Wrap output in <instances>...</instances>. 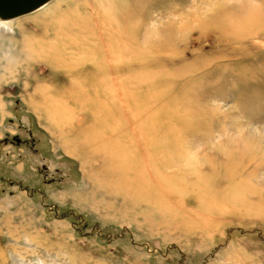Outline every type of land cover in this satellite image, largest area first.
I'll use <instances>...</instances> for the list:
<instances>
[{"label":"rangeland","instance_id":"obj_1","mask_svg":"<svg viewBox=\"0 0 264 264\" xmlns=\"http://www.w3.org/2000/svg\"><path fill=\"white\" fill-rule=\"evenodd\" d=\"M19 128L0 264H264V0L0 22V137Z\"/></svg>","mask_w":264,"mask_h":264},{"label":"water","instance_id":"obj_2","mask_svg":"<svg viewBox=\"0 0 264 264\" xmlns=\"http://www.w3.org/2000/svg\"><path fill=\"white\" fill-rule=\"evenodd\" d=\"M52 0H0V22H9L31 14Z\"/></svg>","mask_w":264,"mask_h":264},{"label":"flooded vegetation","instance_id":"obj_3","mask_svg":"<svg viewBox=\"0 0 264 264\" xmlns=\"http://www.w3.org/2000/svg\"><path fill=\"white\" fill-rule=\"evenodd\" d=\"M9 124L12 123L11 120L8 121ZM19 131H24L21 130L20 128L18 129ZM25 132V131H24ZM26 134V139H20L18 136V134H13L10 136V134L6 133L4 138L0 137V159H1V151L4 150L5 147H16V146H19V145H25L26 147V150L28 151L27 154H32V148H33V143L32 142V137H31V133L30 132H25ZM5 155H3L4 157H7L8 158V154H9V151L8 152H5L4 153ZM45 169V168H43ZM1 182H4L6 180V178H3L1 177ZM3 184L4 186H7V184L5 183H1ZM1 187V185H0Z\"/></svg>","mask_w":264,"mask_h":264},{"label":"crops","instance_id":"obj_4","mask_svg":"<svg viewBox=\"0 0 264 264\" xmlns=\"http://www.w3.org/2000/svg\"><path fill=\"white\" fill-rule=\"evenodd\" d=\"M69 140V139H68Z\"/></svg>","mask_w":264,"mask_h":264}]
</instances>
